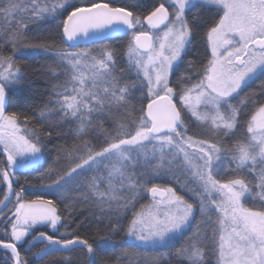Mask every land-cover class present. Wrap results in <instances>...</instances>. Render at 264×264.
Segmentation results:
<instances>
[{
  "label": "snow or ice",
  "instance_id": "snow-or-ice-1",
  "mask_svg": "<svg viewBox=\"0 0 264 264\" xmlns=\"http://www.w3.org/2000/svg\"><path fill=\"white\" fill-rule=\"evenodd\" d=\"M0 154L4 264H264V0H0Z\"/></svg>",
  "mask_w": 264,
  "mask_h": 264
},
{
  "label": "trees",
  "instance_id": "trees-1",
  "mask_svg": "<svg viewBox=\"0 0 264 264\" xmlns=\"http://www.w3.org/2000/svg\"><path fill=\"white\" fill-rule=\"evenodd\" d=\"M115 2H121V0H115ZM111 42H112L111 40L104 41V43L106 44L111 43ZM44 63L45 61L43 59L33 60L31 57L23 61V64L28 69L30 75L34 74V69L36 67ZM258 83L259 82H257V84ZM42 85H43L42 80L35 79L34 84L32 85L33 93L34 94L42 93L44 91ZM252 87L256 88L257 85H253ZM38 99H39V96L37 95V100ZM0 159H3L2 154H0ZM53 159H54V149L52 148V146H50L47 161L46 162L42 161V163L46 164L44 168H40L39 170H34L31 168V169L23 170L22 174L18 173L20 175L21 184H24L25 181L28 182L27 184H24L27 195L48 193L49 190L47 189V187L41 183H38V181L41 179V177L43 176V173L46 171L47 165H50ZM3 187L4 186L0 184V193L3 192ZM89 229L94 230V225H89ZM47 231L49 234H52V231L50 229H47ZM61 231H63V229H61ZM81 234L87 236L89 234V231L88 230L82 231ZM42 246H43L42 244L38 243L36 246L37 250L38 248ZM114 251H118V249ZM161 251L164 252V251H167V249H162ZM27 258L29 259L30 264H33L35 257L31 253L28 254ZM71 258H72V264H86V259L83 253H80V252L72 253ZM0 264H4L2 250H0ZM44 264H66V258L64 255L57 254V255L49 257L44 262Z\"/></svg>",
  "mask_w": 264,
  "mask_h": 264
},
{
  "label": "rangeland",
  "instance_id": "rangeland-1",
  "mask_svg": "<svg viewBox=\"0 0 264 264\" xmlns=\"http://www.w3.org/2000/svg\"><path fill=\"white\" fill-rule=\"evenodd\" d=\"M28 169H31V168H28ZM25 170H27V169H25ZM51 230V229H50ZM52 231V230H51Z\"/></svg>",
  "mask_w": 264,
  "mask_h": 264
},
{
  "label": "flooded vegetation",
  "instance_id": "flooded-vegetation-1",
  "mask_svg": "<svg viewBox=\"0 0 264 264\" xmlns=\"http://www.w3.org/2000/svg\"><path fill=\"white\" fill-rule=\"evenodd\" d=\"M53 234V233H52Z\"/></svg>",
  "mask_w": 264,
  "mask_h": 264
}]
</instances>
